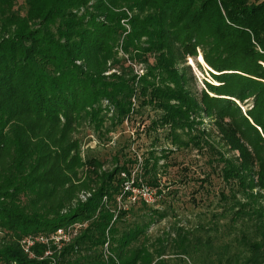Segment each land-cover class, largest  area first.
<instances>
[{
	"label": "trees",
	"instance_id": "trees-1",
	"mask_svg": "<svg viewBox=\"0 0 264 264\" xmlns=\"http://www.w3.org/2000/svg\"><path fill=\"white\" fill-rule=\"evenodd\" d=\"M198 49L218 82L200 97L187 63ZM250 98L244 113L238 101ZM138 118L153 138L140 164L125 149L112 168L83 154V127L110 139ZM162 138L174 148L157 149ZM182 148H205L224 188L215 224L201 226L216 234L168 232L173 255L264 264V0H0V264H171L149 233L167 212L138 200L148 211L131 223L112 206L138 164L136 179L162 197L160 157ZM76 223L52 256L41 242L26 252L28 236Z\"/></svg>",
	"mask_w": 264,
	"mask_h": 264
},
{
	"label": "rangeland",
	"instance_id": "rangeland-1",
	"mask_svg": "<svg viewBox=\"0 0 264 264\" xmlns=\"http://www.w3.org/2000/svg\"><path fill=\"white\" fill-rule=\"evenodd\" d=\"M250 1L258 2L260 0ZM123 23L129 31V24L125 21H123ZM200 54L202 55L200 49H198L196 60L192 57H188L187 60L194 75V80L191 81V84L199 97L201 95V90L205 89L206 82L218 83L211 75V72L216 73V71L209 67L202 58H199ZM120 55L128 57L122 50H120ZM129 63H131V61H129ZM131 64L136 74L139 76L144 74L145 69L143 64L133 62ZM110 72L112 71L107 73ZM252 102L253 100L250 98L245 100V102L238 101V104L245 113V111L252 106ZM211 120L212 118L204 114L202 118L203 123L200 124V126L205 130L211 129L216 147L223 149L221 133L216 128L215 122H210ZM147 123L148 122L144 125H147ZM144 125L141 123L140 118L126 122L123 126L117 127V130L110 134L112 136L110 139L97 137L93 130L88 127H83L77 136L81 139L83 154L97 157L104 161L105 168H112L114 166V156L120 153L122 149L128 152L129 157H137L139 159L138 163L140 164L144 155L147 157L148 150L153 147L151 144L153 138L151 135L147 134V127L144 128ZM169 141L170 140L167 138H162L161 141L157 142L156 148L172 149L173 146ZM205 152V148L202 152L198 149L182 148L166 154L167 156L165 157H160V167L157 176L160 181V186L163 189L162 197L158 194V189L149 186L143 178L136 179L135 172L140 165H135L130 176L127 173L122 174L125 181L123 182V187L119 195L116 197V203L112 206L116 214L119 210H128L129 213L126 216L128 222L132 223L141 220L142 217L140 218V215H143L142 213L148 210L144 209L141 204H133L138 200H142L139 190L144 189L143 185L152 189L156 195V201L150 205H154L152 207L160 209V211L167 212L168 215L161 219L155 218V222H153L149 229L151 241L152 244L159 246L160 242L158 239H163V243L168 245L167 253H169L165 257L171 264H188L191 263V260L187 257L182 258L173 255L175 248H173V244L170 240L166 241V239H168V232L175 236L177 230L181 228L184 232L192 231L193 233L203 236L216 234L213 230L206 231L201 228V226H213V224H215L218 217V215L215 214L221 211L220 205H222V203H220L221 201L219 199L221 190L224 188V181L222 180V176L218 174L219 166H216L215 162L209 161L210 154ZM162 153L163 152L160 151L157 154L161 155ZM121 161H124V158H122ZM139 174L140 170L138 172V175ZM207 174L210 176L208 181L205 180ZM132 181H134L133 185L136 186V188H125V184L128 186ZM135 194L137 195V199L133 202L131 199ZM121 196H123V198H121ZM79 198L80 200L82 199L81 197ZM104 201H107V199L104 198ZM220 222L221 225H225L224 223H226L227 220L224 217H220ZM82 226L83 225L80 223L73 224L70 231L76 230L78 232L79 228ZM211 228L212 227H210V229ZM72 238L62 243L61 247H57V249L60 250L65 244L69 243ZM57 249L53 244L47 246V250L54 251ZM105 253L106 256L110 255L107 248Z\"/></svg>",
	"mask_w": 264,
	"mask_h": 264
},
{
	"label": "built area",
	"instance_id": "built-area-1",
	"mask_svg": "<svg viewBox=\"0 0 264 264\" xmlns=\"http://www.w3.org/2000/svg\"><path fill=\"white\" fill-rule=\"evenodd\" d=\"M133 183L134 181H132V183H130V185L128 186L127 184H125V188L131 187L132 189H135L136 186H134ZM143 186H144V189L139 190L141 194L140 195L141 199L144 200L148 204H153L156 201L155 193L149 187L145 185ZM88 196H90V192H82L80 194V197L83 200H86ZM121 198H123V196H121ZM136 199H137V195L135 194L132 196L131 200L135 202ZM70 228L71 226L59 228L57 231L51 233L50 235L40 234V235L28 236L23 241L26 252H29L31 255H33L30 251V248L36 242H41L49 246L53 244L56 246V249L57 247L60 248L62 243L69 241L74 235H76L77 231L76 230L70 231ZM52 254H53V251L51 250H47L45 253L46 256H49Z\"/></svg>",
	"mask_w": 264,
	"mask_h": 264
}]
</instances>
